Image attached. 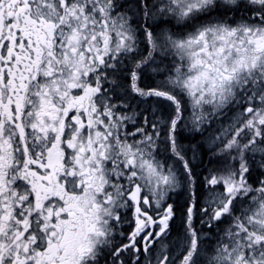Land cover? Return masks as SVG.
<instances>
[{"label": "snow or ice", "instance_id": "snow-or-ice-1", "mask_svg": "<svg viewBox=\"0 0 264 264\" xmlns=\"http://www.w3.org/2000/svg\"><path fill=\"white\" fill-rule=\"evenodd\" d=\"M0 264H264V0H0Z\"/></svg>", "mask_w": 264, "mask_h": 264}]
</instances>
